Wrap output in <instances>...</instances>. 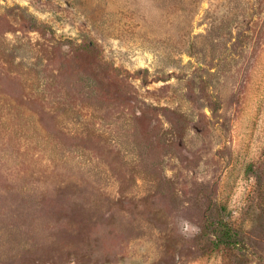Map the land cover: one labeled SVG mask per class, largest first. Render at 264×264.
<instances>
[{
    "label": "rangeland",
    "instance_id": "1",
    "mask_svg": "<svg viewBox=\"0 0 264 264\" xmlns=\"http://www.w3.org/2000/svg\"><path fill=\"white\" fill-rule=\"evenodd\" d=\"M0 264H264V0H0Z\"/></svg>",
    "mask_w": 264,
    "mask_h": 264
}]
</instances>
